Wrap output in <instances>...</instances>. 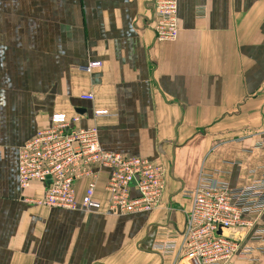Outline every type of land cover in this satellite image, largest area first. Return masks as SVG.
Listing matches in <instances>:
<instances>
[{
    "label": "crops",
    "instance_id": "1",
    "mask_svg": "<svg viewBox=\"0 0 264 264\" xmlns=\"http://www.w3.org/2000/svg\"><path fill=\"white\" fill-rule=\"evenodd\" d=\"M177 6L179 36L159 42L152 0H0V264H171L162 248L180 244L201 174L230 188L259 178L264 0ZM55 114L80 115L106 151L164 168L159 207L109 212L105 174L99 211L32 203L44 186L20 188L19 152Z\"/></svg>",
    "mask_w": 264,
    "mask_h": 264
},
{
    "label": "built area",
    "instance_id": "2",
    "mask_svg": "<svg viewBox=\"0 0 264 264\" xmlns=\"http://www.w3.org/2000/svg\"><path fill=\"white\" fill-rule=\"evenodd\" d=\"M156 16L152 30L159 42L179 36L177 0H152ZM94 62L91 71L99 67ZM82 100L92 102L85 94ZM107 111L94 112L95 117ZM81 116H52L48 127L39 130L21 148L18 180L22 190L33 182L44 186L34 204L48 208L81 210L92 213L101 209L96 199L97 180L106 175L108 210L115 215L150 213L161 204L167 172L149 160L125 156L102 148L98 130L82 127ZM90 180L81 197L77 184ZM192 207L177 246L168 242L163 253L173 256L171 264H229L238 259L243 264H259L255 253L264 255V169L250 184L230 188L201 174L197 186L188 192ZM259 243L260 245L256 246Z\"/></svg>",
    "mask_w": 264,
    "mask_h": 264
}]
</instances>
